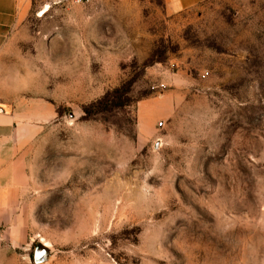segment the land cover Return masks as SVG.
Returning <instances> with one entry per match:
<instances>
[{
  "label": "rangeland",
  "instance_id": "374dc122",
  "mask_svg": "<svg viewBox=\"0 0 264 264\" xmlns=\"http://www.w3.org/2000/svg\"><path fill=\"white\" fill-rule=\"evenodd\" d=\"M9 46L0 264H264V0H35Z\"/></svg>",
  "mask_w": 264,
  "mask_h": 264
},
{
  "label": "crops",
  "instance_id": "0c3cea01",
  "mask_svg": "<svg viewBox=\"0 0 264 264\" xmlns=\"http://www.w3.org/2000/svg\"><path fill=\"white\" fill-rule=\"evenodd\" d=\"M35 0H0V65L10 43L22 27L24 20L32 11ZM23 125L17 115L6 102L0 100V209L6 208V203L14 194L21 193L22 178L21 162Z\"/></svg>",
  "mask_w": 264,
  "mask_h": 264
},
{
  "label": "built area",
  "instance_id": "2783aa9c",
  "mask_svg": "<svg viewBox=\"0 0 264 264\" xmlns=\"http://www.w3.org/2000/svg\"><path fill=\"white\" fill-rule=\"evenodd\" d=\"M55 3H75V4H81V3H91L94 0H52Z\"/></svg>",
  "mask_w": 264,
  "mask_h": 264
},
{
  "label": "water",
  "instance_id": "95a60500",
  "mask_svg": "<svg viewBox=\"0 0 264 264\" xmlns=\"http://www.w3.org/2000/svg\"><path fill=\"white\" fill-rule=\"evenodd\" d=\"M41 253H43V255H41ZM44 258H45V253H44L42 247L39 246L37 251H36L35 260H36V262H40Z\"/></svg>",
  "mask_w": 264,
  "mask_h": 264
},
{
  "label": "snow or ice",
  "instance_id": "6c2138e0",
  "mask_svg": "<svg viewBox=\"0 0 264 264\" xmlns=\"http://www.w3.org/2000/svg\"><path fill=\"white\" fill-rule=\"evenodd\" d=\"M41 255H43V253H41Z\"/></svg>",
  "mask_w": 264,
  "mask_h": 264
}]
</instances>
